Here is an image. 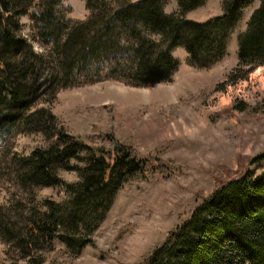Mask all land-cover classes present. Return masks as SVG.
<instances>
[{
    "label": "rangeland",
    "instance_id": "obj_1",
    "mask_svg": "<svg viewBox=\"0 0 264 264\" xmlns=\"http://www.w3.org/2000/svg\"><path fill=\"white\" fill-rule=\"evenodd\" d=\"M102 1L118 9L141 0ZM225 1L205 0L182 15L180 0H165L163 11L204 23L224 14ZM58 6L71 24L87 22L92 13L87 0H62ZM256 7L244 11L225 55L207 67L193 64L187 51L177 46L171 56L179 66L170 80L139 84L124 39L117 53L101 56L66 82L41 88L31 112L43 111L49 123L29 127L31 121L23 122L10 132L8 124L1 128L0 264H147L168 235L222 184L264 175V158L258 160L264 155V65L234 80L249 69L234 72L239 65L238 37ZM34 11L19 18L20 36L43 63H50L43 72L49 78L57 46L42 39L31 18ZM57 134L89 147L87 155L114 149L132 152L147 160L150 170L119 190L97 227L78 231L67 224L58 227L51 240L35 244L25 241L29 225L42 216L65 217L85 170V162L76 160L56 168L54 184L25 179L30 169L21 162L54 147ZM83 239L90 242L78 246Z\"/></svg>",
    "mask_w": 264,
    "mask_h": 264
},
{
    "label": "trees",
    "instance_id": "obj_2",
    "mask_svg": "<svg viewBox=\"0 0 264 264\" xmlns=\"http://www.w3.org/2000/svg\"><path fill=\"white\" fill-rule=\"evenodd\" d=\"M61 2L0 0V131L7 124L10 132L24 126L23 122L31 121L29 127L49 123L43 111L31 112L41 88L46 83L66 82L75 71L88 68L101 56L117 53L123 48L124 39L134 80L139 84L170 80L179 66L178 60L171 56V49L177 46L187 51L193 64L207 67L225 55L231 32L243 20L244 11L254 4L257 7L246 31L238 37L239 65L234 72L243 67L249 69L234 80L245 78L264 65V0H226L224 14L204 23L166 15L165 0L125 2L118 9L102 0H87L92 12L89 20L71 24L61 16L58 6ZM204 2L180 0V14ZM32 8L35 11L31 18L39 26L42 39L53 40L57 46L54 70L49 78L43 72L50 63H43L42 57L33 53L28 41L20 36L19 18ZM143 33L146 38L150 33L154 39H146ZM56 141L54 147L38 150L33 158L21 162L30 169L25 179L38 185L54 184L56 168L76 160L85 162V170L71 210L65 211L68 221L63 215L51 214L29 225V238L25 241L35 244L51 240L58 227L65 229L67 224L78 231L80 227L86 230L89 225L97 227L119 190L150 170L148 161L132 152L114 149L87 155L89 147L71 137L57 134ZM81 153L86 154L84 160L80 159ZM262 158L264 155L258 160ZM87 242L90 241L83 239L78 246ZM146 263L264 264V175H245L222 184L168 235Z\"/></svg>",
    "mask_w": 264,
    "mask_h": 264
}]
</instances>
